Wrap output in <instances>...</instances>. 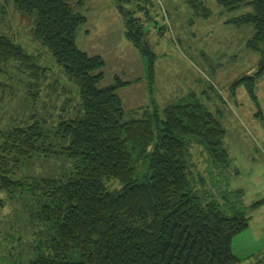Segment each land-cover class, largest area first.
Listing matches in <instances>:
<instances>
[{
  "label": "trees",
  "instance_id": "1",
  "mask_svg": "<svg viewBox=\"0 0 264 264\" xmlns=\"http://www.w3.org/2000/svg\"><path fill=\"white\" fill-rule=\"evenodd\" d=\"M6 1L34 16L33 37L54 59L55 70L41 62L40 51H27L0 33V88L6 87L1 78L10 79L15 69L28 78V96L35 88L34 100L48 74L54 76L50 85L64 92L73 89L74 94L65 96L52 114L53 129L44 124L50 115L36 113L0 129V191L37 196L34 219L48 233L36 244V257L11 264L239 262L231 243L248 227L249 215L240 200L230 198L242 190L224 193L220 203L204 188V177L194 179L190 168L192 141L202 146L213 165L227 164L219 118L193 93L164 107L152 103L126 108L117 92L123 81L115 75L114 81L102 85L104 58L76 44L85 16L68 0ZM216 1L229 11L243 8L231 20L253 27L247 45L258 53L256 67L233 83H247L252 92L253 80L264 74V0ZM125 35L147 56L145 77L151 85L154 55L132 25H126ZM66 102L74 103L70 107ZM38 153L61 155L68 171L56 177L15 179L21 164ZM111 181L120 187L111 188ZM261 203L264 198L249 206Z\"/></svg>",
  "mask_w": 264,
  "mask_h": 264
},
{
  "label": "rangeland",
  "instance_id": "2",
  "mask_svg": "<svg viewBox=\"0 0 264 264\" xmlns=\"http://www.w3.org/2000/svg\"><path fill=\"white\" fill-rule=\"evenodd\" d=\"M68 1L85 16L76 44L104 58L102 85L114 81L115 75L123 81L117 92L126 108L152 103L164 107L193 93L219 118L224 128L222 146L229 156L227 164L213 165L202 146L192 141L190 168L194 179L204 177V188L220 203L224 193L242 190L240 195L232 194L230 200L243 203L249 224L234 235L231 248L240 257L236 264H264V203L249 206L264 198V74L253 80L252 92L247 83L233 86L235 80L254 72L258 58L247 45L252 25L231 20L244 9L229 11L216 0H203L202 4L198 0ZM33 20V15L18 11L11 1L0 0V33L27 51H40L41 62L55 70L54 59L33 37ZM127 24L154 55L151 85L145 77L148 58L127 40ZM10 72V79L1 78L6 87L0 88V129L24 121L30 113L45 118L50 115L44 124L53 129L52 114L56 115L65 96L74 95L70 93L73 89L64 92L54 83L50 85L54 76L48 74L34 100L31 92L35 88L29 91L31 96L25 91L28 78L15 69ZM73 103L65 105L71 107ZM212 166L214 174L209 171ZM68 169L61 155L38 153L21 164L14 178L29 181L56 177ZM110 187L119 188L120 184L111 181ZM36 200L30 191H0V264L26 262L37 256L36 244L48 233L34 219Z\"/></svg>",
  "mask_w": 264,
  "mask_h": 264
}]
</instances>
